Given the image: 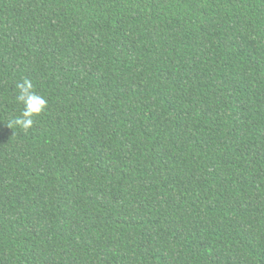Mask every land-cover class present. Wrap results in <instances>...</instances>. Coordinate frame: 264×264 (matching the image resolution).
Wrapping results in <instances>:
<instances>
[{
    "label": "trees",
    "instance_id": "obj_1",
    "mask_svg": "<svg viewBox=\"0 0 264 264\" xmlns=\"http://www.w3.org/2000/svg\"><path fill=\"white\" fill-rule=\"evenodd\" d=\"M0 264H264V0H0Z\"/></svg>",
    "mask_w": 264,
    "mask_h": 264
},
{
    "label": "clouds",
    "instance_id": "obj_2",
    "mask_svg": "<svg viewBox=\"0 0 264 264\" xmlns=\"http://www.w3.org/2000/svg\"><path fill=\"white\" fill-rule=\"evenodd\" d=\"M33 87L32 82L28 79L16 84L18 91L16 100L23 105V110L20 116L12 121V127L19 125L24 130H28L34 124L33 117L42 114L47 109V99L33 91Z\"/></svg>",
    "mask_w": 264,
    "mask_h": 264
}]
</instances>
